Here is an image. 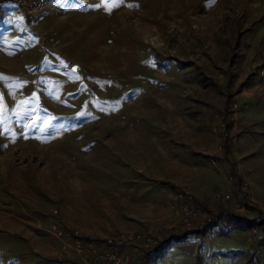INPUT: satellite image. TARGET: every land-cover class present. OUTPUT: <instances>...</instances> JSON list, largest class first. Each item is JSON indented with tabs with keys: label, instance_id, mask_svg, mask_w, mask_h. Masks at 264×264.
I'll return each instance as SVG.
<instances>
[{
	"label": "rangeland",
	"instance_id": "374dc122",
	"mask_svg": "<svg viewBox=\"0 0 264 264\" xmlns=\"http://www.w3.org/2000/svg\"><path fill=\"white\" fill-rule=\"evenodd\" d=\"M233 215L264 220V0H0V264L135 229L161 244L130 264H264Z\"/></svg>",
	"mask_w": 264,
	"mask_h": 264
},
{
	"label": "built area",
	"instance_id": "2783aa9c",
	"mask_svg": "<svg viewBox=\"0 0 264 264\" xmlns=\"http://www.w3.org/2000/svg\"><path fill=\"white\" fill-rule=\"evenodd\" d=\"M18 4L25 15L30 18L38 17L50 4L51 0H12ZM166 194H175V203L171 208H175L178 214L182 215V221L190 223L200 213V210L192 203V195L183 189L172 190L163 187ZM228 197L226 194L224 197ZM223 197V198H224ZM214 222L215 217L206 215L203 219H196L198 223ZM223 223L222 217L217 218L216 223ZM52 229L59 234L62 230L55 224ZM160 236V234H158ZM149 231L135 229L127 232H118L103 238L80 237L75 235L74 250L81 258L80 264H130L132 252L141 249H148L160 243V237ZM199 238V235L197 236ZM162 239V238H161ZM65 247V245H64Z\"/></svg>",
	"mask_w": 264,
	"mask_h": 264
},
{
	"label": "trees",
	"instance_id": "16d2710c",
	"mask_svg": "<svg viewBox=\"0 0 264 264\" xmlns=\"http://www.w3.org/2000/svg\"><path fill=\"white\" fill-rule=\"evenodd\" d=\"M226 151L229 152V145H226ZM234 217H235V219H237V222H236L237 226H241L242 225L241 222L246 223V227L247 226L249 227V226L261 225V224L264 223L263 219H248V218L240 217V216H234ZM194 231H199V229H194ZM189 232H191V231L184 230L182 232L169 233L168 236H166L165 239L162 242L164 243V242H168L170 240L179 241V240L185 239L186 235Z\"/></svg>",
	"mask_w": 264,
	"mask_h": 264
},
{
	"label": "crops",
	"instance_id": "0c3cea01",
	"mask_svg": "<svg viewBox=\"0 0 264 264\" xmlns=\"http://www.w3.org/2000/svg\"><path fill=\"white\" fill-rule=\"evenodd\" d=\"M163 186L168 187V188H171L174 191L177 190V189H179L178 186H174L172 184H167V183H165ZM163 197H164L166 203H168V207H169V205L171 204L172 201H175V194H174V192L171 195H168V194L163 193Z\"/></svg>",
	"mask_w": 264,
	"mask_h": 264
},
{
	"label": "water",
	"instance_id": "95a60500",
	"mask_svg": "<svg viewBox=\"0 0 264 264\" xmlns=\"http://www.w3.org/2000/svg\"><path fill=\"white\" fill-rule=\"evenodd\" d=\"M72 68H73V69H78V64H77V63H73V64H72Z\"/></svg>",
	"mask_w": 264,
	"mask_h": 264
},
{
	"label": "snow or ice",
	"instance_id": "6c2138e0",
	"mask_svg": "<svg viewBox=\"0 0 264 264\" xmlns=\"http://www.w3.org/2000/svg\"><path fill=\"white\" fill-rule=\"evenodd\" d=\"M74 70V69H73Z\"/></svg>",
	"mask_w": 264,
	"mask_h": 264
}]
</instances>
